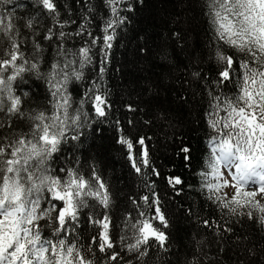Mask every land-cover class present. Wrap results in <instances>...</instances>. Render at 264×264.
Segmentation results:
<instances>
[{
	"label": "snow or ice",
	"instance_id": "obj_1",
	"mask_svg": "<svg viewBox=\"0 0 264 264\" xmlns=\"http://www.w3.org/2000/svg\"><path fill=\"white\" fill-rule=\"evenodd\" d=\"M74 2L84 9L79 21L77 18L61 19L57 0H35L39 13L54 23L42 35L37 33L38 38H31L28 55L17 42L20 33L11 15L0 14V33L10 45L0 55V264H94L81 247L68 239L70 235L78 234L82 224L96 229L90 243L106 255L109 264H119L121 259L120 252L113 250L116 247L110 234L113 220L108 214L112 195L106 181L94 166L86 177L75 167L62 165L56 168L54 165L64 151L63 145L69 141L77 142L76 146L81 144L88 122V113L83 111L84 100L89 102L90 111L96 118L92 123L98 120L103 124L108 117L113 105L107 90H102L103 65L108 63L116 30L130 23V18L122 13L133 11V6L128 0H102L108 9L106 22L102 36H93L88 27L95 21V5L91 0ZM0 3H11V0H0ZM208 7L209 22L218 45L214 53L218 64L217 83L232 81L237 67L240 69V83L235 98L221 102L219 96L215 97L217 103L212 105L209 127L217 135L210 139L209 171L200 173L201 187L210 193L208 199L217 203L219 208L233 217L255 221L264 229V0H208ZM72 24L76 25L75 30L63 31ZM25 26L32 29L33 19H29ZM175 34L179 35L178 32ZM71 35L91 37L87 42L90 45L102 42L99 79L91 80L76 109H73L70 86L74 88L84 81L82 69L92 63L93 57L91 47L82 46L75 52L66 50L64 42ZM43 41L51 42L49 49L55 45L57 56L63 57V62L52 63L46 74L40 70L45 51ZM220 46L233 49L234 54H226ZM140 50L146 51V47ZM69 55L73 59H69ZM158 55L162 63L167 62L169 53L165 49H161ZM25 74H32L43 82L51 97L49 103L53 111L51 114L39 111L29 116L33 121L31 129L18 134L16 122L24 119L26 113L24 100L16 88L20 87L18 80L27 84ZM192 75L203 79L198 70ZM154 87H146L145 92L152 93ZM27 95L28 91H25L23 96ZM157 96L158 92L153 93V97ZM70 109L73 110L70 112ZM127 110L135 112L137 108L128 105ZM221 111L226 113L224 117H219ZM161 115L167 119V113ZM99 124L92 129L94 133L102 131ZM116 124L119 125L120 121L117 120ZM116 142L126 149L127 159L136 174L142 175L144 169H150L153 176H161L155 167L150 166L144 137L133 141L118 135ZM136 144L141 146L138 154L134 153ZM180 151L184 153L183 161L190 162V146H184ZM61 173L65 175L62 177ZM183 183L179 176L167 177V184L174 189ZM146 187L151 189L152 185ZM227 188L234 189L230 196L224 192ZM89 200H94L105 211L99 216L85 213L82 221V210L92 207ZM140 200L150 214L141 210L140 219L125 218V227L132 230L134 238V243L126 247L129 252L136 253L137 260L147 257L154 246L167 251L169 233L165 229L171 227L155 191L143 195ZM132 202L134 205L139 203L137 200ZM202 223L207 229L220 228L222 233L234 230L232 225L221 226L210 220ZM244 250L253 257L248 264H264V249L257 254L254 246L249 245ZM87 251L92 253L90 247Z\"/></svg>",
	"mask_w": 264,
	"mask_h": 264
},
{
	"label": "trees",
	"instance_id": "obj_2",
	"mask_svg": "<svg viewBox=\"0 0 264 264\" xmlns=\"http://www.w3.org/2000/svg\"><path fill=\"white\" fill-rule=\"evenodd\" d=\"M128 2L132 4L133 11L122 14L130 18V23L116 30L108 63L103 65L102 90H107L113 106L103 124H99L98 120L94 124L92 121L96 118L90 111L89 102L84 100L83 111L88 113V122L81 144L76 146L77 142L69 141L63 145L64 151L59 154L54 167H75L88 177L94 166L106 181L112 195V205L108 210L113 220L110 234L116 242L113 250L120 252L119 264H248L253 257L247 255L244 249L252 245L259 254L264 249V229L246 217L240 219L231 216L209 200L210 193L201 187L200 175L202 171H209L210 139L217 135L209 127L212 105L217 103L215 97L219 96L223 102L239 94L240 69L237 67L232 81L217 83L218 64L214 53L218 45L207 14L208 0ZM57 3L60 5L61 19L77 18L79 21L83 15L84 9L74 0H57ZM91 4L95 5V21L88 31L93 36H102L108 9L102 0H91ZM0 14L11 15L20 33L16 37L17 42L22 44L26 55L31 51V38L37 33L42 35L54 23L39 13L35 0L0 3ZM29 19H33L32 29L25 26ZM75 29L76 25L72 24L63 31L72 32ZM177 32L179 35L175 34ZM90 40L91 37L87 35H71L64 42L65 49L74 52L82 46L91 47L93 57L92 63L82 69L84 81L74 88L70 86L73 109L79 107L91 80L99 79L102 42L90 45L87 43ZM50 43L43 41L45 51L40 70L45 74L52 63L58 60L63 62V57L57 56L55 45L48 48ZM9 46L7 38L0 33V55ZM141 47H146V51L142 52ZM220 47L226 54H234L233 49ZM161 49L169 53L166 63H162L158 55ZM68 58L73 59L71 55ZM197 70L203 79L192 75ZM24 79L27 84L18 80L20 87L16 88L17 94L24 100L26 113L24 119L16 122L18 134L31 129L33 121L29 116L39 111L48 114L53 111L49 103L51 97L43 82L32 74H25ZM153 85L152 93L145 92L146 87ZM25 91H28L27 96H23ZM156 92L158 96L153 97ZM181 97L184 99L181 100ZM128 105L136 107L137 111H128ZM162 112L167 113V119L161 115ZM225 115L223 111L219 113V117ZM117 120L120 121L119 125L116 124ZM129 120L133 123L129 124ZM98 124L102 129L99 134L92 131ZM118 135L133 141L144 137L150 166L155 167L161 176H153L150 169H144L142 175L136 174L127 159L126 149L116 142ZM184 146L191 148L192 159L187 164L183 161L184 153L180 151ZM140 147L136 144L134 153L138 154ZM60 175L63 177L65 174ZM169 176H179L184 183L174 189L167 184ZM146 185H152V188ZM151 191L159 195L171 224L169 229H165L169 233V247L167 251H160L154 246L147 257L137 260L136 253L129 252L126 247L134 243V238L132 230L125 227V218L131 216L133 220L140 219L141 210L150 214L140 197L151 195ZM133 200H137L138 205H134ZM89 204L92 207L82 210V221L85 213L99 216L105 211L94 200H89ZM203 220L214 221L221 226L232 225L234 230L232 233H222L215 226L207 229L203 226ZM95 233L92 225L82 224L78 234L70 235L68 239L81 247L94 264H109L106 255L90 243ZM121 237L124 239L121 240ZM89 247L92 253H88Z\"/></svg>",
	"mask_w": 264,
	"mask_h": 264
},
{
	"label": "rangeland",
	"instance_id": "obj_3",
	"mask_svg": "<svg viewBox=\"0 0 264 264\" xmlns=\"http://www.w3.org/2000/svg\"><path fill=\"white\" fill-rule=\"evenodd\" d=\"M233 191H234V189H232V188L224 189V192H227L229 196L233 193Z\"/></svg>",
	"mask_w": 264,
	"mask_h": 264
}]
</instances>
